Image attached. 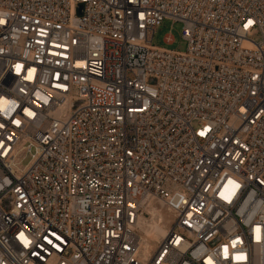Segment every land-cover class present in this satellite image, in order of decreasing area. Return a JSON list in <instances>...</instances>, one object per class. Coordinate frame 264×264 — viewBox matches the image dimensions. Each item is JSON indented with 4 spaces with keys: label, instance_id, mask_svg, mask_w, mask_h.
Instances as JSON below:
<instances>
[{
    "label": "built area",
    "instance_id": "1",
    "mask_svg": "<svg viewBox=\"0 0 264 264\" xmlns=\"http://www.w3.org/2000/svg\"><path fill=\"white\" fill-rule=\"evenodd\" d=\"M165 20L185 52L152 45ZM0 21V264H264V0H0ZM149 199L172 218L146 251Z\"/></svg>",
    "mask_w": 264,
    "mask_h": 264
},
{
    "label": "bare ground",
    "instance_id": "2",
    "mask_svg": "<svg viewBox=\"0 0 264 264\" xmlns=\"http://www.w3.org/2000/svg\"><path fill=\"white\" fill-rule=\"evenodd\" d=\"M146 212L148 216L150 215V219L145 216L141 217L138 222V229L146 241V251H149L155 249L156 246L166 237L171 219H169L170 217L168 218L165 216L163 214L164 212L160 211L156 207L155 202L151 199L146 202Z\"/></svg>",
    "mask_w": 264,
    "mask_h": 264
},
{
    "label": "rangeland",
    "instance_id": "3",
    "mask_svg": "<svg viewBox=\"0 0 264 264\" xmlns=\"http://www.w3.org/2000/svg\"><path fill=\"white\" fill-rule=\"evenodd\" d=\"M182 25L179 23H173L172 21L165 20L162 25L157 29L152 45L155 47L167 49L175 52H185L187 49V43L181 37ZM171 36L174 39V43L172 45H167L165 43V38ZM260 39L259 34L257 32L253 33L250 37V40L254 42H258ZM155 202L156 207L164 212L163 214L167 216L169 219L172 218V215L166 210V208L160 206L157 200H153ZM162 209V210H161ZM168 212V213H167ZM150 219V215L145 216Z\"/></svg>",
    "mask_w": 264,
    "mask_h": 264
},
{
    "label": "snow or ice",
    "instance_id": "4",
    "mask_svg": "<svg viewBox=\"0 0 264 264\" xmlns=\"http://www.w3.org/2000/svg\"><path fill=\"white\" fill-rule=\"evenodd\" d=\"M0 23H3V21H0Z\"/></svg>",
    "mask_w": 264,
    "mask_h": 264
}]
</instances>
